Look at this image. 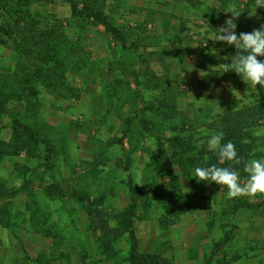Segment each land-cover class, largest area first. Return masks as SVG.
I'll return each instance as SVG.
<instances>
[{"label":"rangeland","instance_id":"1","mask_svg":"<svg viewBox=\"0 0 264 264\" xmlns=\"http://www.w3.org/2000/svg\"><path fill=\"white\" fill-rule=\"evenodd\" d=\"M229 18L249 33L264 7L0 0V264H130L131 233L142 263L264 264V194L193 177L233 121L238 157H264V86L211 39Z\"/></svg>","mask_w":264,"mask_h":264},{"label":"clouds","instance_id":"2","mask_svg":"<svg viewBox=\"0 0 264 264\" xmlns=\"http://www.w3.org/2000/svg\"><path fill=\"white\" fill-rule=\"evenodd\" d=\"M255 4L256 7H264V0H255ZM228 11L232 13L233 17H238L240 14L234 5L230 6ZM236 27L233 19L229 18L226 20L225 26L220 27L219 32L211 38L214 41H224L229 45H234L237 50L236 54L231 57V63L223 64L224 72L229 70L236 72L252 87L264 86V61L257 59L258 56H264V25L249 33L241 32L239 36L235 32ZM223 138V131L212 134L207 141L208 150L217 153L220 165L225 162L240 165L242 160L238 157L234 143L232 141L222 143ZM202 143L203 141H201ZM243 171L247 173L243 183H241L239 172L236 169L216 164L195 167L193 177L199 181H212L226 187L227 197L230 199L264 194V157L247 160L244 162Z\"/></svg>","mask_w":264,"mask_h":264},{"label":"trees","instance_id":"3","mask_svg":"<svg viewBox=\"0 0 264 264\" xmlns=\"http://www.w3.org/2000/svg\"><path fill=\"white\" fill-rule=\"evenodd\" d=\"M88 16H92L95 19H97L98 21L102 22L105 26L108 32H110L111 34H113V36L119 40L123 39L122 34L119 32V30L114 27L113 25L109 24L106 20V17L103 16V14L99 11H91V14ZM235 115V114H233ZM232 113H230L229 115H227L226 118L231 119V117H233ZM238 116L241 118L242 114L239 113ZM225 120V119H224ZM223 125H225V122L223 123ZM232 125H234V121L229 123L228 126L224 127V138L222 143H227L228 141H232V142H239L241 141L243 138L247 137L250 138V133L247 132L246 130H239L238 127H240V123L236 125V127L231 128ZM204 161V160H203ZM243 163L244 161H242V163L240 165H235L232 164L231 162H225V164L220 165L219 164V158L217 153L209 151V158L207 161H204V166H211L213 164H216L218 166H222V167H231V168H242L243 167ZM130 252H129V260H130V264H165V260L162 258H159L158 256H153L150 254L145 255V257H142V262H140L139 259V255L136 254V248H137V240L136 238L132 235V233L130 234ZM162 262V263H161Z\"/></svg>","mask_w":264,"mask_h":264}]
</instances>
